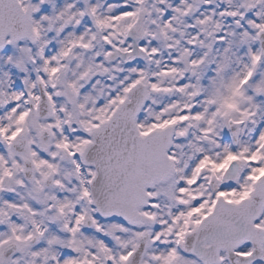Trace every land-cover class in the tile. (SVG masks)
I'll return each mask as SVG.
<instances>
[{"label": "snow or ice", "instance_id": "1", "mask_svg": "<svg viewBox=\"0 0 264 264\" xmlns=\"http://www.w3.org/2000/svg\"><path fill=\"white\" fill-rule=\"evenodd\" d=\"M0 264H264V0H0Z\"/></svg>", "mask_w": 264, "mask_h": 264}]
</instances>
